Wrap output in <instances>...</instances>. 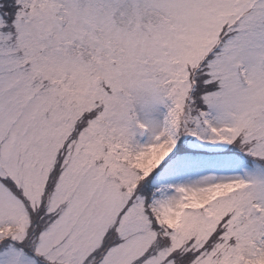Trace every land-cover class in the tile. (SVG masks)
I'll use <instances>...</instances> for the list:
<instances>
[{"label":"snow or ice","instance_id":"1","mask_svg":"<svg viewBox=\"0 0 264 264\" xmlns=\"http://www.w3.org/2000/svg\"><path fill=\"white\" fill-rule=\"evenodd\" d=\"M0 264H264V0H0Z\"/></svg>","mask_w":264,"mask_h":264}]
</instances>
